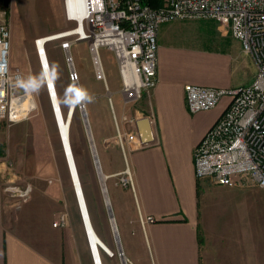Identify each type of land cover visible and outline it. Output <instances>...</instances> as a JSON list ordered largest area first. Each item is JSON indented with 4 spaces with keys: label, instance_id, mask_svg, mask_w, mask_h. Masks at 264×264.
<instances>
[{
    "label": "rangeland",
    "instance_id": "1",
    "mask_svg": "<svg viewBox=\"0 0 264 264\" xmlns=\"http://www.w3.org/2000/svg\"><path fill=\"white\" fill-rule=\"evenodd\" d=\"M0 21L12 27L11 64L23 71L29 98L35 106L21 120L0 121L4 194L14 230L51 257L61 258L63 264H94L87 242V237L93 234L104 255L119 253L94 153L107 175L101 147L107 150L118 147L123 151L121 133L123 158L132 172L125 169L107 177L106 188L116 227L125 231L129 226L134 231V182L124 185L122 179L134 176L129 148L135 144L129 136L135 129L133 120L143 114L140 111L143 103L125 101L112 50L104 46L99 49L104 79L98 75L87 41L74 43L70 50L62 48L65 40L74 38L70 35L73 24L66 19L64 0H6L0 2ZM42 36L47 48L46 54L45 48L39 47L45 81L38 78L42 67L35 44ZM54 48L56 53L62 50L70 53L78 74L79 79L74 82L66 58L70 68L67 86H57L53 78L46 55ZM76 83L86 99L83 107ZM115 164L112 160L109 167ZM112 180L120 185L116 190L112 189ZM202 183L201 226L208 264H264V188L251 183L237 186ZM118 195L129 205L125 219L119 213ZM61 214L65 215L66 224L55 226ZM131 237L137 243V251L152 253L146 235L140 237L134 231ZM82 256L87 258L85 262Z\"/></svg>",
    "mask_w": 264,
    "mask_h": 264
},
{
    "label": "crops",
    "instance_id": "2",
    "mask_svg": "<svg viewBox=\"0 0 264 264\" xmlns=\"http://www.w3.org/2000/svg\"><path fill=\"white\" fill-rule=\"evenodd\" d=\"M201 29L205 33H201ZM38 39V47L42 45L47 54L44 36ZM158 42V82L139 101L143 103L141 112L155 116L154 140L148 145L129 148V163L134 168V176L131 173L135 201L133 230L140 237H148L152 253L137 251V243L131 237L134 231L129 226L125 231L118 230L124 255H104L95 235L87 237L86 233L94 264L209 263L201 226L203 181L196 177L194 152L223 114L231 97L224 96L214 108L192 113L187 106L185 86L192 83L232 88L248 84L255 77L256 66L243 51L241 42L232 36L226 21L166 22L160 27ZM55 49L48 51L49 57L46 55L52 75L57 86H67L70 82L67 54L60 48L61 52L56 53ZM38 78L46 80L42 70ZM138 125L142 129L150 128L144 120H139ZM101 149L108 177L121 174L125 169L132 172L123 158L125 148L123 151L118 147ZM112 160L115 167H109ZM4 168L5 162L0 160V264H63L61 258L51 257L14 230L4 194ZM112 184L113 190L120 186L114 180ZM107 186L108 191L111 190L109 183ZM117 200L119 213L125 219L128 202L119 195ZM148 216L154 221H147ZM82 257L85 262L87 258Z\"/></svg>",
    "mask_w": 264,
    "mask_h": 264
},
{
    "label": "built area",
    "instance_id": "3",
    "mask_svg": "<svg viewBox=\"0 0 264 264\" xmlns=\"http://www.w3.org/2000/svg\"><path fill=\"white\" fill-rule=\"evenodd\" d=\"M64 3L66 19L73 24L70 35L74 38L65 40L62 48L70 50L74 43L87 41L96 66V57L102 66L99 49L104 46L112 50L127 103L142 100L158 82V34L162 24L176 20L228 22L232 36L253 59L256 74L250 83L232 88L186 84L187 106L192 113L214 108L224 96L231 97L223 114L195 148V173L198 180L216 186L251 183L264 188V0H164L161 7L141 0H64ZM12 37L10 23L0 21V121L21 120L32 109L23 71L11 64ZM38 41L36 50L45 76ZM67 59L71 65L70 53ZM71 79L74 82L79 79L72 66ZM139 120L147 121L150 128H140ZM133 123L135 129L129 139L136 146L154 140V114L143 113ZM117 126L120 133L118 122ZM120 140L125 148L121 133ZM122 181L128 185L133 179L130 176ZM146 220L154 221L151 216ZM65 224L66 217L61 214L55 226Z\"/></svg>",
    "mask_w": 264,
    "mask_h": 264
},
{
    "label": "bare ground",
    "instance_id": "4",
    "mask_svg": "<svg viewBox=\"0 0 264 264\" xmlns=\"http://www.w3.org/2000/svg\"><path fill=\"white\" fill-rule=\"evenodd\" d=\"M96 60H97V68H98V73H99V76L100 77H103L104 76V72L102 70V66L100 65V61H99V58L96 57ZM71 66L73 67V65L71 64ZM79 94V95H78ZM78 100L81 104L85 103L86 99L84 98L83 96V93H78ZM30 100V107L33 109L35 108L34 104H33V101L31 100V98H29ZM83 116H84V120H85V123H86V120H87V114H86V111L84 110L83 108ZM87 131L89 132V137H90V141H91V144H92V148H93V151L95 152V147H94V144H93V138H92V134L90 133V128H87ZM100 169V168H99ZM99 171V170H98ZM127 172H130L129 169H127ZM101 177H102V189H103V192L105 194V198H106V204L108 205L109 202H110V198L107 194V191H106V177L104 175L101 174ZM111 222H112V225H113V229H114V233L115 235L117 234V227H116V224H115V221L113 219H111Z\"/></svg>",
    "mask_w": 264,
    "mask_h": 264
},
{
    "label": "water",
    "instance_id": "5",
    "mask_svg": "<svg viewBox=\"0 0 264 264\" xmlns=\"http://www.w3.org/2000/svg\"><path fill=\"white\" fill-rule=\"evenodd\" d=\"M75 88L77 90V93H81V90H80V87H79V84L76 83L75 84ZM84 105L81 104V107H83ZM147 122V121H146ZM86 128H90V124H89V121H88V117H87V120H86ZM89 133V132H88ZM90 133H91V129H90ZM94 144V142H93ZM94 157H95V162H96V165H97V168L99 170V175H100V179H101V182H102V177H101V174L104 175L106 178L108 177L107 175H105L102 171V168H101V164H100V159L98 157V154L95 152L94 153ZM100 168V169H99ZM107 191V189H106ZM108 206V211H109V215H110V218L113 219L115 221V218H114V214L112 212V207H111V204L109 202V204L107 205ZM116 224V223H115ZM116 240H117V243H118V250H119V253L121 255H124V251H123V248H122V244H121V241H120V236H119V233H118V229H117V234H116Z\"/></svg>",
    "mask_w": 264,
    "mask_h": 264
},
{
    "label": "trees",
    "instance_id": "6",
    "mask_svg": "<svg viewBox=\"0 0 264 264\" xmlns=\"http://www.w3.org/2000/svg\"><path fill=\"white\" fill-rule=\"evenodd\" d=\"M141 1L153 7H161L164 4V0H141ZM199 240H200V243H202L203 238H202L201 233H199Z\"/></svg>",
    "mask_w": 264,
    "mask_h": 264
},
{
    "label": "snow or ice",
    "instance_id": "7",
    "mask_svg": "<svg viewBox=\"0 0 264 264\" xmlns=\"http://www.w3.org/2000/svg\"><path fill=\"white\" fill-rule=\"evenodd\" d=\"M79 95V94H78Z\"/></svg>",
    "mask_w": 264,
    "mask_h": 264
}]
</instances>
